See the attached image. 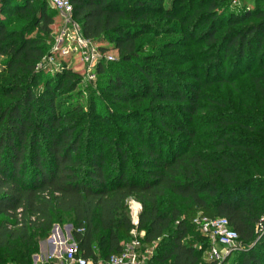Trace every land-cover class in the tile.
Here are the masks:
<instances>
[{
    "label": "trees",
    "instance_id": "obj_1",
    "mask_svg": "<svg viewBox=\"0 0 264 264\" xmlns=\"http://www.w3.org/2000/svg\"><path fill=\"white\" fill-rule=\"evenodd\" d=\"M162 1L70 0L83 36L119 57L97 65L104 99H85L65 63L43 66L48 0H0V264H33L67 219L91 264L121 253L134 228L154 247L147 264H264V144L243 136L264 118L247 123L206 92L248 75L264 99V6ZM198 214L227 218L238 248L207 260Z\"/></svg>",
    "mask_w": 264,
    "mask_h": 264
},
{
    "label": "rangeland",
    "instance_id": "obj_2",
    "mask_svg": "<svg viewBox=\"0 0 264 264\" xmlns=\"http://www.w3.org/2000/svg\"><path fill=\"white\" fill-rule=\"evenodd\" d=\"M170 3L171 0L162 1L163 6L166 7ZM257 3L260 4V6H264V0H228L219 6V11L226 10L228 12L229 10H232L234 12H241L244 9L253 8ZM51 27L52 40L50 41L49 48L45 55L43 66H47L50 73H53L55 70L61 68V63H65L66 67L70 68V70L80 78V82L77 84L76 90L74 91L75 93L73 92V94H81L85 99L90 98L93 95L99 99H104L99 90V84L104 78L97 73V65L99 62L102 64H109L118 60L119 57L117 51L112 47H108L106 50H101L98 43L88 39H85L84 44H82L79 40H84L82 37L80 23L73 17V15L71 18H68L55 10V16ZM194 48H201V45H197ZM92 55H95L96 57L93 61L91 59ZM198 60L201 59L198 58ZM186 67L187 65L183 64L179 65L177 68ZM92 75L93 77H91ZM206 92L212 98L224 102L226 110H230L235 114H243L247 116V119H249L246 121L247 123H250L254 120L258 122V120L264 118V99L258 98L253 86V82L248 75L239 77L236 81V86H230L228 84H213L206 88ZM220 108L222 107H217L216 112H220ZM254 128L255 129L244 130L243 136L248 139L249 144L260 146V144H264V132L262 129L256 128V126H254ZM194 144L200 146L202 149L208 148L207 145L199 142L198 140H195ZM126 204L128 213L131 219L134 220L136 206L140 204V202L136 198L130 197L126 201ZM140 210L141 208L137 212V217ZM68 220L69 219L64 221L63 225H59L57 223L54 224V226L58 225L60 227L61 231L66 237L69 235L72 229ZM256 232H264V215L260 218V222L256 225ZM52 234L53 231L51 230L50 235ZM142 236V231H137L134 235L131 234L130 238L123 242V246L124 248H130L132 241L139 240V246L137 248L139 253L138 264H147L148 259L152 255L154 247L143 244L141 242ZM41 245L46 249L45 251L47 252L49 249L48 241L40 240V247ZM45 251L43 252L44 256L46 255ZM221 252L222 254H225L224 256L230 253H225L222 249ZM39 253L40 251L37 254H33V264H44L42 262L46 261L40 258ZM53 260L55 264L59 261H63L57 258H54ZM6 264L13 263L9 261Z\"/></svg>",
    "mask_w": 264,
    "mask_h": 264
},
{
    "label": "built area",
    "instance_id": "obj_3",
    "mask_svg": "<svg viewBox=\"0 0 264 264\" xmlns=\"http://www.w3.org/2000/svg\"><path fill=\"white\" fill-rule=\"evenodd\" d=\"M49 5L54 10L60 12L62 15L71 18L73 7L70 0H48ZM84 40L79 39L82 44L85 42V37L82 34ZM87 40V39H86ZM95 55L91 56L92 61L95 59ZM93 77V75L91 76ZM141 208L140 204L136 206L135 219L132 220L136 226L138 223L137 212ZM194 224L197 229L210 240V248L206 252L207 260H220L223 259L225 254H222L221 249L225 253H229L238 248L237 232L230 226L229 221L225 217L208 218L198 214L194 219ZM72 227V226H71ZM53 234L48 236L44 241H48L49 249L53 247L52 252H48L42 259L49 260L52 258H58L61 264H91L90 260L86 259L79 252L76 241L71 236V231L66 237L57 226ZM59 232L57 236V242H55L53 236L55 232ZM137 232L136 228L131 231L134 235ZM143 233V232H142ZM139 240L132 241L131 247H125L121 253L113 254L105 262H99V264H138L139 253L138 248Z\"/></svg>",
    "mask_w": 264,
    "mask_h": 264
},
{
    "label": "crops",
    "instance_id": "obj_4",
    "mask_svg": "<svg viewBox=\"0 0 264 264\" xmlns=\"http://www.w3.org/2000/svg\"><path fill=\"white\" fill-rule=\"evenodd\" d=\"M55 239V238H54ZM46 249L44 248V247H42V245H41V247H40V258L42 259V256L44 257V251H45ZM52 250H53V247L51 246V248L50 249H48L47 250V252L45 253V254H47L48 252H52ZM54 258H52V259H49V260H53ZM58 259V258H57ZM45 260V259H44ZM53 262H54V260H53ZM34 264H37V263H34ZM54 264H55V262H54ZM56 264H61V261H59L58 263H56Z\"/></svg>",
    "mask_w": 264,
    "mask_h": 264
},
{
    "label": "bare ground",
    "instance_id": "obj_5",
    "mask_svg": "<svg viewBox=\"0 0 264 264\" xmlns=\"http://www.w3.org/2000/svg\"><path fill=\"white\" fill-rule=\"evenodd\" d=\"M57 236L59 237V233L56 231V232H55V235L53 236V238H55V239H54L55 242H57Z\"/></svg>",
    "mask_w": 264,
    "mask_h": 264
},
{
    "label": "water",
    "instance_id": "obj_6",
    "mask_svg": "<svg viewBox=\"0 0 264 264\" xmlns=\"http://www.w3.org/2000/svg\"><path fill=\"white\" fill-rule=\"evenodd\" d=\"M58 225H55L54 227H53V230L57 227Z\"/></svg>",
    "mask_w": 264,
    "mask_h": 264
}]
</instances>
